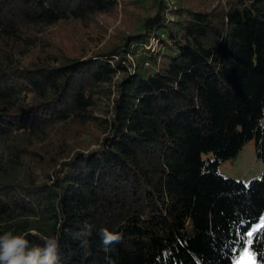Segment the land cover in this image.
I'll list each match as a JSON object with an SVG mask.
<instances>
[{"label": "trees", "instance_id": "trees-1", "mask_svg": "<svg viewBox=\"0 0 264 264\" xmlns=\"http://www.w3.org/2000/svg\"><path fill=\"white\" fill-rule=\"evenodd\" d=\"M125 3L138 31L107 46L66 31ZM253 139L260 177L218 175ZM262 215L264 0H0V235L56 236L60 264H234Z\"/></svg>", "mask_w": 264, "mask_h": 264}, {"label": "rangeland", "instance_id": "rangeland-1", "mask_svg": "<svg viewBox=\"0 0 264 264\" xmlns=\"http://www.w3.org/2000/svg\"><path fill=\"white\" fill-rule=\"evenodd\" d=\"M167 2L170 6L177 7L184 3L188 4L190 0H167ZM145 10L127 3L120 4L112 13L97 15L85 23L69 25L66 31L73 36L76 45L86 41L91 49H100L119 40L123 35L138 31V17L142 16ZM118 77L119 75L116 79ZM206 157L212 160L211 154H207ZM262 171L263 166L256 159L254 139L249 141L235 157L224 161L217 167L218 175L242 180L245 184L258 179ZM259 222L255 226H258ZM237 259L247 260V257L240 255Z\"/></svg>", "mask_w": 264, "mask_h": 264}, {"label": "clouds", "instance_id": "clouds-1", "mask_svg": "<svg viewBox=\"0 0 264 264\" xmlns=\"http://www.w3.org/2000/svg\"><path fill=\"white\" fill-rule=\"evenodd\" d=\"M85 231L78 235L91 234V225H85ZM103 246L121 241L119 233L110 232L107 228L99 230ZM43 246H31L25 234L5 232L0 235V264H60L59 240L56 236H45ZM86 244V241H84Z\"/></svg>", "mask_w": 264, "mask_h": 264}, {"label": "snow or ice", "instance_id": "snow-or-ice-1", "mask_svg": "<svg viewBox=\"0 0 264 264\" xmlns=\"http://www.w3.org/2000/svg\"><path fill=\"white\" fill-rule=\"evenodd\" d=\"M264 229V215L260 217L258 226H254L252 229L245 232L240 239L244 241V250L241 254L243 257H247V260L237 259L234 264H257L256 254L252 251V246L255 240L258 238L260 231Z\"/></svg>", "mask_w": 264, "mask_h": 264}]
</instances>
